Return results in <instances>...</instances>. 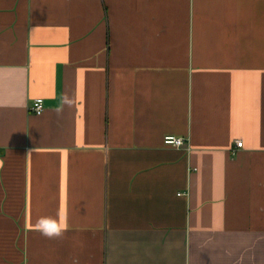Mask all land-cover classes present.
<instances>
[{"label": "crops", "instance_id": "crops-1", "mask_svg": "<svg viewBox=\"0 0 264 264\" xmlns=\"http://www.w3.org/2000/svg\"><path fill=\"white\" fill-rule=\"evenodd\" d=\"M0 264H264V0H0Z\"/></svg>", "mask_w": 264, "mask_h": 264}, {"label": "clouds", "instance_id": "clouds-1", "mask_svg": "<svg viewBox=\"0 0 264 264\" xmlns=\"http://www.w3.org/2000/svg\"><path fill=\"white\" fill-rule=\"evenodd\" d=\"M37 226L42 235L48 238H61L67 228V218L60 221L51 217H42L37 221Z\"/></svg>", "mask_w": 264, "mask_h": 264}, {"label": "built area", "instance_id": "built-area-1", "mask_svg": "<svg viewBox=\"0 0 264 264\" xmlns=\"http://www.w3.org/2000/svg\"><path fill=\"white\" fill-rule=\"evenodd\" d=\"M30 109L32 112H35L37 114L42 113V111L44 110V99L41 97L36 98L32 106L30 107ZM183 141L184 140L182 137H178L175 135H166L164 137V142L166 144L177 146V147L181 146L183 144ZM236 144L238 147L243 146V140L242 139L236 140Z\"/></svg>", "mask_w": 264, "mask_h": 264}]
</instances>
